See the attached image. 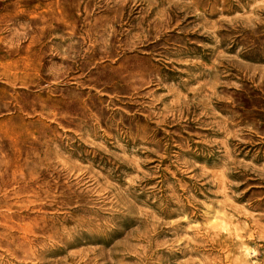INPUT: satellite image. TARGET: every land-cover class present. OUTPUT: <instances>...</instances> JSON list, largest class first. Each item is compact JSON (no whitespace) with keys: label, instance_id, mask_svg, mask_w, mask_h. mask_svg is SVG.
I'll return each mask as SVG.
<instances>
[{"label":"rangeland","instance_id":"rangeland-1","mask_svg":"<svg viewBox=\"0 0 264 264\" xmlns=\"http://www.w3.org/2000/svg\"><path fill=\"white\" fill-rule=\"evenodd\" d=\"M0 264H264V0H0Z\"/></svg>","mask_w":264,"mask_h":264},{"label":"bare ground","instance_id":"bare-ground-1","mask_svg":"<svg viewBox=\"0 0 264 264\" xmlns=\"http://www.w3.org/2000/svg\"><path fill=\"white\" fill-rule=\"evenodd\" d=\"M256 30H257V28H256ZM43 31V30H42ZM147 37V36H146ZM137 87V86H136ZM164 152V151H163ZM36 181V180H35ZM39 187V186H38ZM13 204V203H12ZM45 247H46V245H45Z\"/></svg>","mask_w":264,"mask_h":264}]
</instances>
